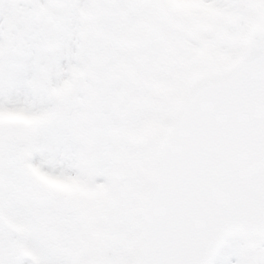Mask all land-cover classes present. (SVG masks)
Masks as SVG:
<instances>
[{
    "label": "snow or ice",
    "instance_id": "1",
    "mask_svg": "<svg viewBox=\"0 0 264 264\" xmlns=\"http://www.w3.org/2000/svg\"><path fill=\"white\" fill-rule=\"evenodd\" d=\"M0 264H264V0H0Z\"/></svg>",
    "mask_w": 264,
    "mask_h": 264
}]
</instances>
